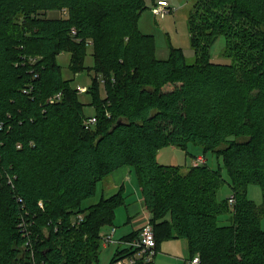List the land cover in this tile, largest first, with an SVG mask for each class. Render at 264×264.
<instances>
[{
  "label": "trees",
  "instance_id": "obj_1",
  "mask_svg": "<svg viewBox=\"0 0 264 264\" xmlns=\"http://www.w3.org/2000/svg\"><path fill=\"white\" fill-rule=\"evenodd\" d=\"M145 7L0 0V264H98L101 231L125 206L124 188L82 204L122 166L136 176L156 254L185 239L201 264H264V0H196L187 18L194 63L179 48L156 57L154 37L139 29ZM52 11L66 15H44ZM220 36L232 63L212 62ZM64 53L74 74L94 72L90 130L79 90L63 79ZM190 143L221 160L218 168L158 162L161 149ZM224 172L233 205L217 197ZM250 185L261 187L262 204L248 197ZM223 216L229 224L219 225ZM128 253L118 249L108 263Z\"/></svg>",
  "mask_w": 264,
  "mask_h": 264
},
{
  "label": "rangeland",
  "instance_id": "obj_2",
  "mask_svg": "<svg viewBox=\"0 0 264 264\" xmlns=\"http://www.w3.org/2000/svg\"><path fill=\"white\" fill-rule=\"evenodd\" d=\"M146 9L143 11L139 19V29L141 33L148 34L154 37L155 46H156V57L161 60H165L169 57L172 48L182 49L184 56L187 59V63H194L196 55L191 46V38L188 29L187 18L190 10L193 5L196 3V0H166L169 7H171L170 12L162 18H157L152 12L153 2L157 0H145ZM65 11H52L47 12L44 15L50 18H60L65 16ZM91 45V43H89ZM226 40L224 36H220L213 47L211 48L212 62L227 64L232 63V59L226 57ZM70 54L64 53L60 54L58 57V64L61 66L63 79L65 81H70L71 86L74 89L79 90V100L85 104L84 112L87 117L94 116L95 108L91 106L92 96L85 92L80 91L81 88L89 89L92 87L93 79L95 77L94 72L91 70H84L81 73L74 74L70 68ZM85 66L89 68L94 67V57L91 48H88L87 55L85 57ZM105 90L103 84L101 83V96H105ZM201 156L204 158L208 165L214 169L218 168L221 160H218L214 154L211 152H204L203 147L190 143L187 147V150L175 147H166L160 150L157 157L160 164L165 165H176L181 166L183 170L190 168L193 163L198 160V157ZM198 162V161H197ZM224 179L226 183L218 191V199L226 200L231 196V189L228 185V177L224 172ZM133 180L135 181V174H133ZM137 180V179H136ZM102 183L100 182L97 186L95 195L91 198L86 199L82 208H88L89 206L95 205L101 200V187ZM137 183V181H136ZM130 198L134 199V192L131 193ZM248 197L253 200L257 205L262 204L263 193L259 185H250L248 188ZM128 198V197H126ZM113 226H105L101 231V241L102 235H108L112 232L113 229L117 231V234H114V239L120 235H123V228L127 222V212L126 207L123 205L118 207L115 211V220ZM229 224L227 221V216H223L219 219V225ZM261 229L264 230V218H261ZM130 230V229H129ZM118 245L116 244H105L101 242L99 263L98 264H109L114 257ZM172 255L174 257L183 256L188 257V245L187 241L184 240H170L161 244L159 251L153 258V264H158L159 258L162 255ZM167 261L166 264H180L179 261L175 262L174 260H164Z\"/></svg>",
  "mask_w": 264,
  "mask_h": 264
},
{
  "label": "crops",
  "instance_id": "obj_3",
  "mask_svg": "<svg viewBox=\"0 0 264 264\" xmlns=\"http://www.w3.org/2000/svg\"><path fill=\"white\" fill-rule=\"evenodd\" d=\"M170 147L172 148L173 146ZM200 157L201 156H199L198 158ZM193 161L194 160H192L191 166H194ZM133 174L134 172L132 168L128 166H122L120 168L118 167L117 170H115L111 175H109L107 178H105L102 181L103 183L101 187V191H102L101 199L105 197L109 198L117 194L121 190V188H124L123 193L126 201L125 207L127 212V222L125 224V227L123 228L124 230L123 235L118 236L116 238V241H123L124 237H127L128 235L134 232H139V230L148 221H150V213L146 209L144 201L141 198L138 188V182L136 183L137 181L136 176H135V181L133 180ZM133 192L135 194V197L132 201V199L130 198L131 196L129 195H131V193ZM115 234H117L116 230H115ZM120 245H118L119 250L125 248L124 246L121 247ZM165 259L174 260L175 262L179 261L180 264H187V262L190 260V255L188 257H183V256L174 257L170 254L169 255L164 254L162 255L161 258H159L158 264H166L167 261H164Z\"/></svg>",
  "mask_w": 264,
  "mask_h": 264
},
{
  "label": "built area",
  "instance_id": "obj_4",
  "mask_svg": "<svg viewBox=\"0 0 264 264\" xmlns=\"http://www.w3.org/2000/svg\"><path fill=\"white\" fill-rule=\"evenodd\" d=\"M170 4L166 0H159L156 2L155 6L152 8V12L155 17L162 18L166 16L167 13L170 12L171 7ZM82 92L86 91V88H81ZM61 94L57 95L55 98L51 99L50 102L58 101ZM97 123L96 117H91L84 122V126L86 130L92 129ZM205 159L202 157L198 158V162L196 161L194 166L205 163ZM235 198L230 196L229 203L233 205L235 202ZM84 219L83 215L78 217V222ZM115 234V229L108 235H102V241L105 244H116L120 245L121 247L124 246L125 248L121 249L128 250V254H124L123 256L119 257L115 264H137V261H144L146 263H152L153 258L156 255V238L154 233L153 225L150 221H148L138 232V236L134 240L128 241H116L113 237ZM199 256H195L193 259L189 260L187 264H201V260H199Z\"/></svg>",
  "mask_w": 264,
  "mask_h": 264
}]
</instances>
